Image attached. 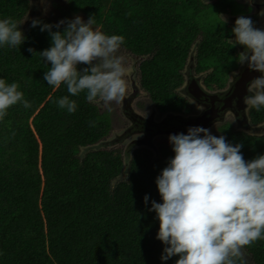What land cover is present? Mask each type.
I'll return each instance as SVG.
<instances>
[{"label":"trees","instance_id":"trees-1","mask_svg":"<svg viewBox=\"0 0 264 264\" xmlns=\"http://www.w3.org/2000/svg\"><path fill=\"white\" fill-rule=\"evenodd\" d=\"M69 3L72 13L94 15V27L124 36L122 47L149 56L140 64L141 84L162 110H183L186 99L177 88L198 33L203 41L195 71L214 67L207 84L224 86L221 67L236 61L227 27L210 31L197 22L195 15L209 7L201 0ZM28 9V0H0V19L21 23L27 37L15 49L0 46V79L18 83L32 105H14L0 120V264H175L178 256L161 261L159 221L149 211L153 200L162 202L155 179L174 156L172 148L161 145L156 159L149 150L124 159L122 150L106 146L111 120L98 99L89 102L84 92L71 96L64 84L48 85L43 76L50 63L27 51L51 46L48 32L23 23ZM65 95L77 102L74 113L54 103ZM249 117L260 123L264 107ZM225 130L230 143L243 144L246 161L264 155V135ZM243 251L247 264H264V239Z\"/></svg>","mask_w":264,"mask_h":264},{"label":"clouds","instance_id":"clouds-1","mask_svg":"<svg viewBox=\"0 0 264 264\" xmlns=\"http://www.w3.org/2000/svg\"><path fill=\"white\" fill-rule=\"evenodd\" d=\"M259 14L264 16V10ZM95 23L94 15L87 21L76 15L55 24L33 18L31 27L48 32L51 46L41 52L31 47L27 51L50 63L43 76L48 85L64 84L71 96L84 92L87 101L98 99L112 111L111 104L121 103L128 88L125 58L118 55L125 38L107 35ZM21 25L11 17L0 19V46L20 47L27 39ZM233 25V46L244 48L237 62L261 73L246 85L243 103L260 111L264 107V28L245 16L237 17ZM19 87L0 79V120L14 105L32 107ZM54 103L70 114L77 109L68 95ZM168 141L174 156L155 179L162 202L153 200L149 209L159 221L156 239L164 245L161 261L178 256L175 264H247L243 249L264 239V155L246 161L242 143L233 145L224 135H213L202 126L189 127L187 134H170ZM148 200L145 195V204Z\"/></svg>","mask_w":264,"mask_h":264},{"label":"rangeland","instance_id":"rangeland-1","mask_svg":"<svg viewBox=\"0 0 264 264\" xmlns=\"http://www.w3.org/2000/svg\"><path fill=\"white\" fill-rule=\"evenodd\" d=\"M28 1H29V9L23 21V23L26 25L33 18H47L48 20L52 21L54 24L59 22L61 19H65V18L72 19L76 15L81 16L85 21H87L88 19L86 15L82 12L72 13L71 4L69 3V0H28ZM103 2L109 3V0H103ZM219 2L221 4H216ZM235 2L236 0H229L224 2H222V0H207L204 2V4H209V7L206 9H202V11L198 15H195V18L197 22L200 24V26L206 30L211 31V30H217L220 27H224V28L230 27V25L233 24V17L237 18L238 16H244L242 14H238L244 11L243 9H246V11L248 10L249 12L253 11L252 8L253 2L251 4L252 7L242 6V4ZM243 2L248 3V1H243ZM231 11L236 12V14H232L227 17V15L230 14ZM225 18L228 20L226 23H225ZM99 28L102 30L101 27ZM104 33L107 34L106 32ZM195 50L196 49L194 48L192 52L193 60H194V55L196 54ZM240 52L242 51L240 50ZM118 55H122L125 58V67L127 68L126 80L128 83V88H127L126 96L121 103L111 104L112 111H108L107 107L100 100L96 101L99 107H101V109L106 112L109 119L111 120V129L108 132L107 136L105 137L107 139L103 143L110 148L122 150V153L124 154V159L125 158L132 159L136 152L141 153L142 150H149L152 153L154 159L159 158L161 157L160 155V148L162 147L161 145L172 148V146L168 141V137L170 134H175V133L171 130H168L166 126L164 127L160 126V124L163 122V121L161 122V119H163V114L158 113L157 105L154 102H152L150 93L141 84L140 64L143 59L149 56L148 55L140 56L134 54L131 50L122 46L118 52ZM193 60L189 58L188 64L183 71V75L185 78L184 84L177 90L179 95H182L187 99L189 105L181 113H176V114L167 113L165 119H168L171 116V118L175 117L180 120L181 117L186 118L189 115L191 116L199 113L203 109V107H205L201 105V103L195 101L192 97L187 95L184 91L186 85L191 83V88H192V86L198 85L200 81H202V78L204 76V74L202 76H199L198 73L193 70L192 68ZM230 61H232V59H230ZM210 63L215 64L216 62L211 61ZM234 66L235 64L231 62L228 66L221 67V69L223 70L227 68H233ZM236 74H237L236 72L230 73L226 87L229 85V83L232 80H234ZM193 77L199 79V81L196 79H192ZM199 85L202 86V84ZM131 97H134L132 103L130 102ZM246 109H250V108L247 106ZM145 119H147V121ZM140 120L145 122V124H143V126L145 127H151L153 122L155 123L156 126L158 125V127L153 134H148L146 133V131L139 129L136 126V124ZM242 121H240V117L232 109L231 111L226 112L225 115L222 116V118L215 121L212 124V127L210 125L207 128H209L212 134L216 136L225 135L227 131L225 130L226 128H232V129L234 128L235 131H245L246 133L249 134L252 133L262 134L264 132L263 130L261 131L251 130L253 127L251 128L245 127L246 130H241L243 129L242 127H244V123H242ZM129 122L130 124L132 123V130L130 128V125H128ZM249 122L250 121L248 120V124ZM201 123L202 121H197L194 124L196 126H199ZM165 124H168V122ZM178 125L179 123L175 126ZM182 128L185 129L183 125ZM244 254L245 257L249 259V257L246 255L245 252Z\"/></svg>","mask_w":264,"mask_h":264},{"label":"water","instance_id":"water-1","mask_svg":"<svg viewBox=\"0 0 264 264\" xmlns=\"http://www.w3.org/2000/svg\"><path fill=\"white\" fill-rule=\"evenodd\" d=\"M235 20H233V22H235ZM239 48L241 49V51H244L242 50L244 49L243 46L239 45ZM236 73L237 74L235 75L234 80H232L227 87L225 86L222 89L214 90L215 92L204 88L203 84L201 87L198 84L192 86L191 88V83H190L188 89L189 96L192 97L193 99L196 97L195 99H197L198 102L205 107H203V109L195 115H191V116L189 115L186 118L181 117L180 118L181 121L175 117L171 118L170 116L167 119L168 124L162 122L160 126L163 127L166 126L168 130L173 131L175 134L177 133L187 134V129L189 128V126L195 125L194 123L197 121H202V123L199 126L207 128L208 124L212 125L215 121L222 118V116H224L226 112L234 109L232 108L234 106L233 100H236L235 106L237 108L243 109L244 111L242 112L238 110L237 115L246 122H248V120L250 121L249 113L247 112L246 109L247 106L243 103V97L247 94L246 85L248 84V82L258 76L253 75V72L248 70L247 67L245 66L244 67L240 66V68ZM200 89L204 91L203 94L205 95H201L199 98H197V95H195V93L198 94ZM200 98L208 99L210 100L211 103H208L209 105H207L205 102H201ZM132 99L133 98H131L130 101H132ZM204 109L206 112L205 111L203 112ZM173 114H176V112ZM205 122H207V124L204 126ZM178 123L179 125L175 126ZM181 124L185 127V129L182 128ZM141 130L146 131L147 129L144 128Z\"/></svg>","mask_w":264,"mask_h":264},{"label":"flooded vegetation","instance_id":"flooded-vegetation-1","mask_svg":"<svg viewBox=\"0 0 264 264\" xmlns=\"http://www.w3.org/2000/svg\"><path fill=\"white\" fill-rule=\"evenodd\" d=\"M201 1H203V2H205V1H207V0H201ZM224 1H229V0H222V2H224ZM243 1H248V3H244ZM240 3V4H242V6H247V7H252L251 6V4H252V0H236V2L235 3ZM253 11L252 12H249L248 10L246 11V9H243L244 11H242L241 13H238V14H242V15H244L245 17H250L254 22H255V25H256V27H258V28H264V16H261L259 13L262 11V10H264V0H253ZM247 12H248V14H247ZM232 14H236V12H230V14H228L227 15V17L228 16H230V15H232ZM225 15V14H224ZM227 20V19H226ZM228 21V20H227ZM228 24H230V23H228ZM233 24L232 25H230V27H227V29H228V31L231 33V35L230 36H228L227 37V41L229 42V44L234 48V50H235V52H236V54H237V57L235 58V60L236 61H234V64H235V66L233 67V68H227V69H224V75L223 76H227V77H225V82H224V86H222L221 88H216L215 86H213V84H207L206 82H208V79H209V77L211 76V73L213 72V70H214V67L212 66V65H210V66H206L205 67V69L204 70H199V71H196L197 73H198V75L199 76H202L203 74H204V76H203V78H202V81H200V83L199 84H203V87L204 88H206V89H209V90H212V91H214V90H219V89H222V88H224L226 85H227V83H228V80H229V76H230V73L231 72H237L238 71V69L240 68V64L237 62L238 61V54L240 53V49H239V45H236V46H233L234 45V34L232 33V31H231V29L233 28ZM194 42H193V45H192V47L190 48V52H189V57H188V59L187 60H189V58L191 59V60H193V57H192V52H193V49L195 48L196 50H195V52H196V54L194 55V60L192 61V68H193V70L195 71V68L197 67V52H198V45L199 44H201L202 43V41H203V36H202V33L200 34V33H198L197 34V36H196V38L193 40ZM242 50H244V49H242ZM236 54H235V56H236ZM187 64H188V61H187ZM187 64L185 65V67L187 66ZM207 65H209V63L207 62ZM245 67H247L246 65H244ZM243 66V67H244ZM185 67H184V69H185ZM184 69H183V71H184ZM248 69V68H247ZM249 70V69H248ZM253 72V75H255V76H260L261 75V73H259V72H257V71H252ZM192 79H196V80H198L199 81V79H197V78H195V77H193ZM184 80H185V78H184ZM191 82V81H190ZM183 84H184V82H183ZM190 84V83H189ZM189 84L188 85H186V87L184 88V91H185V93L187 94V95H189L188 94V89H189ZM183 86V85H182ZM200 87H201V85H200ZM180 87H178L177 88V90L179 89ZM203 92L204 91H202V89H200L199 90V92H198V94L197 93H195V95H197V98H199L201 95H205V94H203ZM182 96V95H181ZM210 96V95H209ZM131 98H133L134 99V97H131ZM130 98V99H131ZM196 98V97H195ZM194 98V100L195 101H198L197 99H195ZM133 99H132V101H133ZM183 99H186L185 97H183ZM200 100H201V102H205L207 105H209L208 103H211L210 102V100H208V99H204V98H200ZM132 101H130L131 103H132ZM153 102V101H152ZM189 105V103H188V101H187V99H186V102H185V105L183 106V110H176V109H165V110H162V109H160L158 106H157V108L159 109H157V111H158V113L159 114H163V119H161V122L163 121L164 123H166L167 122V119H165V116L167 115V113H174V112H182V111H184L185 110V108L187 107ZM232 108H234L233 109V111H236V114H238V110L239 111H242V112H244L243 111V109H240V108H237L236 106H233ZM250 110H252V108H250V109H247V112L250 114ZM190 111H191V108H190ZM205 111V109L203 110V112ZM206 112V111H205ZM141 118V117H140ZM165 119V120H164ZM146 121H147V119H145ZM240 121H242V119L240 118ZM144 121H142V120H140L137 124H136V126L139 128V129H144V128H146L147 130H146V133H148V134H153L154 133V131L157 129V127H158V125L156 126L155 125V123L153 122V124H152V126L151 127H145V126H143V124H145V122L143 123ZM242 123H244V127H242L243 129H241V130H246L245 129V127L246 128H251V127H253L251 130H259V131H261V130H263L264 131V119L260 122V123H258V124H255V123H253V122H251V119H250V122H249V124H248V122L246 123V121H242ZM128 124V123H127ZM207 124V122H205V124H204V126ZM128 125H130V128H131V130H132V123L130 124V122H129V124ZM211 124H208L207 125V127H209ZM248 125V126H247ZM191 126H195V125H191ZM191 126H189V127H191ZM211 127H212V125H211ZM258 135H264V132L262 133V134H259V133H257Z\"/></svg>","mask_w":264,"mask_h":264}]
</instances>
